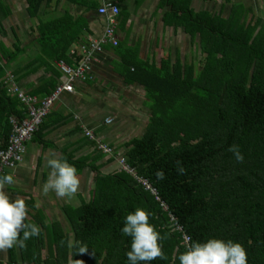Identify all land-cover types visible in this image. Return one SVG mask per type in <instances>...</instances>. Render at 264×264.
Masks as SVG:
<instances>
[{
  "label": "trees",
  "instance_id": "16d2710c",
  "mask_svg": "<svg viewBox=\"0 0 264 264\" xmlns=\"http://www.w3.org/2000/svg\"><path fill=\"white\" fill-rule=\"evenodd\" d=\"M54 1L59 0H25L26 10L30 16H39L42 4ZM65 1L82 6L83 13L73 15L65 10L50 19L39 17L35 37L39 53L24 64L32 72L42 68L47 75L30 92L40 99L58 82L60 73L54 62L71 64L70 48L86 42L84 12L99 6V0ZM113 1L119 6L128 0ZM131 1L135 11L145 0ZM192 1L157 0L155 10H162L163 27L180 31L192 47L197 46L198 59L181 57L177 48L173 58L168 52L157 62L142 59L138 44L128 43V32L116 45L103 46L115 56L110 64L123 83L143 90L147 125L139 137L123 143L121 153L135 175L119 168L101 173L119 154L111 143H105L112 149L110 156L96 148L78 157L62 153L61 158L77 169V175L85 167L95 174L91 199L61 209L71 235L58 220L46 222L37 208L28 212L24 222L36 224L39 235L30 237L23 247L6 249L5 262L0 260V264H128L125 253L130 250L131 237L120 229L124 217L138 207L151 212L148 222L162 237L158 243L163 258L148 264H180V253L191 243L208 238L239 242L247 264H264V21L252 22L248 18L251 8L234 0H220L222 6L231 4L227 16L220 11L195 10ZM129 15V10L119 8L118 29H124ZM0 47L4 51L0 52L3 149L11 132L10 117L24 119V106L8 93L5 83L7 68L18 54L1 42ZM94 81L93 77L85 82ZM68 117L49 111L31 142L49 145L45 135L65 125ZM83 139L95 146L94 140ZM232 144L239 145L242 162L228 150ZM181 166L184 171L179 173ZM157 170L164 172V179H157ZM139 178L147 180L156 193ZM184 236L191 239L186 241ZM79 246L87 250L78 253Z\"/></svg>",
  "mask_w": 264,
  "mask_h": 264
},
{
  "label": "rangeland",
  "instance_id": "374dc122",
  "mask_svg": "<svg viewBox=\"0 0 264 264\" xmlns=\"http://www.w3.org/2000/svg\"><path fill=\"white\" fill-rule=\"evenodd\" d=\"M234 2H240L251 8V12L248 13V18H251L252 22L257 18H261L264 21V0H234L233 3ZM156 4L157 0H147L141 5V7H139V9H137V11H135L136 14L133 17L130 31L133 35L130 38H142L143 33H149L150 47L153 53L155 52V54H157L155 56L157 59L164 56L168 52L173 58L174 49L176 48L179 49L181 57L191 55L193 59H198L200 53L197 50V46H191L187 35H184L178 30L174 31L171 26H162L160 19L162 10H155ZM192 6L195 10L206 9L214 10L215 12L220 11L223 16H227L231 4L229 3L222 6L220 0L213 2L193 0ZM131 7L132 5L129 1L130 10ZM156 39L157 41H160V43L155 46L154 41H156ZM159 46H161L163 50L161 54L159 53ZM29 61L26 62L25 59L22 61L17 60L18 63L24 64ZM102 61V56H100L97 64L102 63ZM94 77L96 80L100 81L98 82L95 80L93 83L88 85L85 82L86 85L84 90L72 98L73 102L77 104L74 106L78 107L74 111L77 113V116L81 117L83 115L85 119H89L95 124V127L101 125L100 128L96 127L99 128L97 133L103 134V136L111 142L112 146L115 147V151L119 153L114 157V161L111 162V164H106L100 170L101 173H111L117 170L119 164L120 166L122 165L121 153H123V150L125 149L123 143L132 137H139L146 127L147 109L142 104V97L144 95L143 90L140 87H138V89L133 86L132 88H128L126 87L127 85L119 83L117 78L110 77L105 72L102 77H99V73H96ZM109 77L112 83L105 85L106 87L103 88L102 83H105ZM7 78L9 77L7 76ZM60 105L61 104L57 101L54 102L53 109H60ZM106 117L112 118L111 123H103V120ZM26 147H28L26 158L31 160L35 154L34 150L36 149V145L28 141ZM36 169V173L38 172L39 176H37V180H35L34 183L30 179H26L23 182L16 180V184L14 183L16 188L20 190L21 193L24 192V194H20V199H23L26 203L29 202L26 206V217H29L28 212L34 213L35 209L38 208L41 210V213L45 215L44 218L46 222L58 220L65 231L69 232V235H71L69 223L65 218L64 213L61 212V209L66 207L67 204L77 206L81 199L84 201L91 199L93 179L95 176L94 172L86 167L81 170V172L77 175L79 178L78 190L71 198H69L67 196L57 197L53 191H49L47 194H44L42 192L43 184H38V179L40 181L39 177L42 170L39 171L37 167ZM43 171L47 181L51 170L48 168V170L44 169ZM30 200L33 201L32 205H30ZM5 258L6 249L0 250V260L5 262Z\"/></svg>",
  "mask_w": 264,
  "mask_h": 264
},
{
  "label": "crops",
  "instance_id": "0c3cea01",
  "mask_svg": "<svg viewBox=\"0 0 264 264\" xmlns=\"http://www.w3.org/2000/svg\"><path fill=\"white\" fill-rule=\"evenodd\" d=\"M129 1L131 2L132 5L131 0L119 4V8H125L129 10L130 15L128 16L127 22L124 25L123 30L120 28L118 29V27L116 28V35L118 37V40H122L124 37H126L127 36L126 32H128V37H129L128 43L131 45L138 44L139 56L142 59L149 58L150 60H154L155 62H157L160 57L157 59L155 57L157 54H155V52L153 53V51L151 50L149 33L146 32L143 33L142 38L137 37V39L135 38L136 40L130 38L133 35V33L130 32L132 26V20L136 14L135 11L137 10L134 11L133 6L131 7L130 10ZM146 1L147 0H145L143 3H145ZM26 5L27 4L25 0H0V42L3 43V45L8 49L9 52H15L16 54H18L17 58L9 64V67L7 68V72H6L7 76H9L10 79H12L13 81L15 79L16 83L14 81V84L17 85L19 88H21L25 94L38 97V95L31 94L30 92L34 90V88H36L47 75L44 73L42 68L38 69L36 72H32L30 71V69H28L29 67L27 66L25 67L24 63H18L17 60L22 61L25 59L27 62L29 60H32L34 56L39 53V46L37 45V43H35V37L37 35L36 27L38 25L39 17L43 19H50L53 16L64 12L65 10H68V12H70L73 15L81 14L83 13V7L69 4L65 0H59L57 3L56 1H54L52 4H50V2L45 4L44 2L40 9L41 11L40 15L33 17L30 16L29 13L27 12ZM84 13H85L84 16H86L88 20V30L84 31L83 37L87 42L89 40L98 38L102 34L105 26V19L104 17L97 14L96 9L91 11H86ZM158 43H160V41H157L156 39V41H154V45L156 46ZM79 46L80 45H78V47ZM18 48L21 49L18 50ZM162 51H163L162 47L159 46V53L161 54ZM0 52L4 54L2 47H0ZM97 55L98 57L96 61L92 62L93 75L99 73V77H102V75L105 72L110 77L117 78L119 83H123L121 78L117 75V73L114 71L113 67L110 64V60L114 59L115 56L106 49H104L102 52H100ZM100 56H102L103 61L102 63L97 64L98 60L100 59ZM5 58H7V56ZM7 76L5 79V83H7ZM110 77L107 79L105 83H102L103 88L106 87L105 85L112 83ZM96 81L99 82L100 80H96ZM124 84L125 83H123V85ZM85 85H86L85 82H77L75 83L74 93L61 95L60 99L57 100V102L61 104L59 106L60 109L58 110H56L55 108L53 109V105H52L50 109L51 112L58 113L60 116L67 115L68 117L72 115V117L71 118L68 117V120L65 122V125L53 131H50L45 135V139L51 141L50 144L47 145L46 147H41L37 143H34L36 145V149L34 150L35 154L31 160H28L26 158L27 156L26 154L28 151V147H26L23 161L20 164H18L13 170L4 172V175L11 174L13 176L15 184H16V180L23 182L26 179H30L34 183L35 180H37L36 179L37 176H39V173L38 172L36 173L37 170L36 167L39 169V171L42 170L39 177L40 181L38 179V184L39 185L44 184L46 179L43 170L44 169L48 170L49 168V166L47 165L48 159L61 158L62 153H67V152L69 153L72 152L73 155L76 157L92 152L95 146L92 145L90 146L89 144L86 143V141L83 142L84 141L83 127L91 129L98 141H101L103 143H111L107 138L103 136V134L97 133L101 125L96 126L99 127L96 128L95 124L92 123L89 119H85L83 115L81 117L77 116V113L74 111L78 107H75L77 104L73 102L72 98L76 94H80L81 91L84 90ZM132 86L138 89V86L135 87V85L126 86V87L132 88ZM142 98L144 100V96ZM76 127H79L78 131L74 130ZM28 141L31 142V139ZM14 183L6 184L4 187V191L9 195L10 199L12 200L20 198L21 196L20 194H24V192L21 193V191L16 188ZM27 204L28 203L25 202V206H27Z\"/></svg>",
  "mask_w": 264,
  "mask_h": 264
},
{
  "label": "clouds",
  "instance_id": "9594fccd",
  "mask_svg": "<svg viewBox=\"0 0 264 264\" xmlns=\"http://www.w3.org/2000/svg\"><path fill=\"white\" fill-rule=\"evenodd\" d=\"M228 150L233 153L237 162L243 161L239 145L232 144ZM47 165L51 171L48 180L42 185V192L47 194L53 191L57 197L71 198L79 186L77 169L63 158H50ZM183 171L182 166L178 168L179 173ZM155 175L157 179H164L162 170H157ZM12 183L14 178L11 174L0 176V250L13 246L23 247L25 241L38 236L40 232L36 224L24 222L26 217L24 200L20 198L12 200L4 191V186ZM150 215L151 212L138 207L124 217L120 231L124 236L131 237L130 250L125 253L128 264H138L140 261L148 264L157 257L163 258L162 245L158 243L162 237L148 222ZM70 246H73L72 242ZM86 250V246H79L78 253H84ZM178 260L180 264H247V255L239 242L208 238L203 242L191 243L186 251L178 255ZM76 264H83V261H77Z\"/></svg>",
  "mask_w": 264,
  "mask_h": 264
},
{
  "label": "built area",
  "instance_id": "2783aa9c",
  "mask_svg": "<svg viewBox=\"0 0 264 264\" xmlns=\"http://www.w3.org/2000/svg\"><path fill=\"white\" fill-rule=\"evenodd\" d=\"M97 14L104 17L105 26L102 34L96 38L89 40L88 43L80 45L77 50L71 48L72 63L67 64L63 60L54 62L60 76L57 84L41 99L36 96L27 95L21 88L14 84V81L7 78L8 93L16 95L24 106V119L18 120L16 117H10L11 132L7 141V145L0 149V174L5 171L13 170L23 161L26 142L32 138L44 117L50 111L53 103L60 99L61 95L74 93L75 83L85 82L94 77L92 70V62L96 61L100 52L103 51L104 45H116L118 37L116 35L117 16L119 8L113 0H100L96 9ZM112 118L107 117L103 123H111ZM84 136L95 141V147L107 156L112 155V149L105 143L98 141L91 129L83 127ZM122 165L118 166L119 170L134 175L131 167L121 160ZM138 181L152 193H156L154 188L145 179L139 178ZM148 183H146V182ZM185 237V236H184ZM187 241L188 238L185 237Z\"/></svg>",
  "mask_w": 264,
  "mask_h": 264
}]
</instances>
